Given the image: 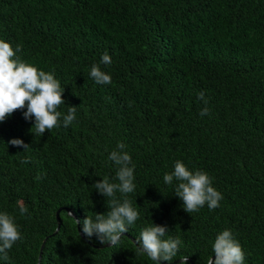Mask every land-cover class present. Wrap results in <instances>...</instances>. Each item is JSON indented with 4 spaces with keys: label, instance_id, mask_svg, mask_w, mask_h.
<instances>
[{
    "label": "trees",
    "instance_id": "16d2710c",
    "mask_svg": "<svg viewBox=\"0 0 264 264\" xmlns=\"http://www.w3.org/2000/svg\"><path fill=\"white\" fill-rule=\"evenodd\" d=\"M0 39L54 71L65 88L59 111L77 107L72 125L43 136L26 108L0 122V212L22 235L0 264H155L129 241L152 223L182 240L175 260L207 264L230 229L245 264H264V0H0ZM105 52L111 65L100 64ZM93 64L111 84L91 78ZM118 142L135 164L128 198L139 219L117 246L92 248L102 244L84 236L82 221L109 210L93 185L117 182L108 156ZM177 160L213 178L218 208L184 211L176 182L163 181Z\"/></svg>",
    "mask_w": 264,
    "mask_h": 264
},
{
    "label": "clouds",
    "instance_id": "9594fccd",
    "mask_svg": "<svg viewBox=\"0 0 264 264\" xmlns=\"http://www.w3.org/2000/svg\"><path fill=\"white\" fill-rule=\"evenodd\" d=\"M21 45L13 49L9 42L0 39V122L6 120L17 110L24 111V118H34V135L43 136L46 131H51L62 126L67 128L76 120L77 107L69 106L67 114L59 111V107L65 104L64 92L60 80L55 77L54 71L46 72L32 63L21 60L17 53L21 51ZM100 64L111 65L112 57L105 52ZM90 76L97 84H111L112 77L103 71L99 64H93ZM198 99L203 101L205 107L200 110L201 117L209 115L208 100L203 92L198 93ZM31 129V130H32ZM8 143L13 146H28L21 139H12ZM126 145L118 142L116 149L112 150L108 160L117 166L115 181L110 182L104 177L96 182L93 187L108 200L109 210L103 214H96L95 219L88 217L82 221V233L89 239L95 234L101 244L117 246L122 239V234L127 233L129 226L139 219V212L128 198L133 193L135 164L131 155L125 151ZM30 162L28 159L22 163ZM37 179H40L38 176ZM163 181L166 185H172L175 181V195L182 201L184 211L187 213L198 212L207 205L209 210L220 206L223 195L213 186V178L200 169L190 170L182 161L177 160L174 170L165 173ZM119 192L122 199L117 198ZM21 216L29 214L28 207L18 202ZM76 223H81L76 221ZM167 226L151 225L144 227L136 239L137 252L146 254L155 264L161 261L172 264L177 257L182 245L179 236L167 235ZM22 239L21 232L13 215L0 212V259H8V250ZM215 259L209 257L207 264H245V253L238 239L230 229L219 233L212 245ZM181 264H187L188 256L180 258Z\"/></svg>",
    "mask_w": 264,
    "mask_h": 264
},
{
    "label": "water",
    "instance_id": "95a60500",
    "mask_svg": "<svg viewBox=\"0 0 264 264\" xmlns=\"http://www.w3.org/2000/svg\"><path fill=\"white\" fill-rule=\"evenodd\" d=\"M64 211L66 212L67 215H69L71 218H73V219L75 220L74 215H73L69 210L64 209ZM58 212H59V209H57V210L54 212V219H55V223H56V225H55V228H54L53 232H52L49 236L54 235L55 232L57 231V228H58V218H57V214H58ZM75 224H76V231H77V234L79 235L80 238H82V235H81L80 231L78 230L76 220H75ZM44 240H45V237L43 238V240H42L41 243H40L39 250H38L39 252H40V249H41V247H42V244H43ZM129 241H130V242H131V243L137 248L135 242H134L132 239L129 238ZM109 245H110V244H102V245H99V246L90 245V246H91L92 248H102V247H106V246H109ZM211 257H212V259L215 258V256H211ZM38 259H39V253H38ZM38 259H37V260H38ZM179 262H181L180 259H177V260H174L172 263L176 264V263H179ZM187 262H188L189 264H191V263L189 262V260H188ZM160 264H167V263L161 261Z\"/></svg>",
    "mask_w": 264,
    "mask_h": 264
}]
</instances>
